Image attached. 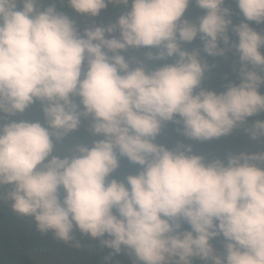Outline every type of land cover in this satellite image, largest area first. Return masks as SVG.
<instances>
[{
  "label": "clouds",
  "instance_id": "1",
  "mask_svg": "<svg viewBox=\"0 0 264 264\" xmlns=\"http://www.w3.org/2000/svg\"><path fill=\"white\" fill-rule=\"evenodd\" d=\"M0 200L101 264H264V0H0Z\"/></svg>",
  "mask_w": 264,
  "mask_h": 264
},
{
  "label": "trees",
  "instance_id": "2",
  "mask_svg": "<svg viewBox=\"0 0 264 264\" xmlns=\"http://www.w3.org/2000/svg\"><path fill=\"white\" fill-rule=\"evenodd\" d=\"M229 67L221 63L220 71H229ZM174 137L175 133L169 129L166 133ZM213 144L222 148H241L245 143L239 137L221 138ZM210 145L197 144V150H207ZM81 248L76 249L64 244L53 237L49 232L42 234L36 228L32 217L20 216L15 213L10 202H0V264H33L31 258L39 253L58 250L59 255L65 258L68 264H101L102 257L109 251L101 249L98 241L76 233ZM114 259L126 261L123 256Z\"/></svg>",
  "mask_w": 264,
  "mask_h": 264
},
{
  "label": "rangeland",
  "instance_id": "3",
  "mask_svg": "<svg viewBox=\"0 0 264 264\" xmlns=\"http://www.w3.org/2000/svg\"><path fill=\"white\" fill-rule=\"evenodd\" d=\"M244 145L245 143L242 147H244ZM0 202L5 201L0 200ZM31 261L33 264H68L67 260L59 255L58 250L36 254L31 258Z\"/></svg>",
  "mask_w": 264,
  "mask_h": 264
}]
</instances>
